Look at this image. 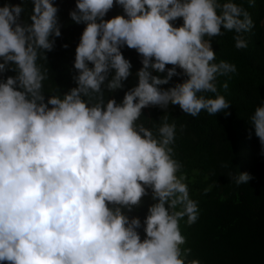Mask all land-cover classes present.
<instances>
[{
  "label": "clouds",
  "instance_id": "9594fccd",
  "mask_svg": "<svg viewBox=\"0 0 264 264\" xmlns=\"http://www.w3.org/2000/svg\"><path fill=\"white\" fill-rule=\"evenodd\" d=\"M32 3L30 24L20 22L21 5L0 7V74L9 64L18 73L0 80V264H200L181 248L180 221H197L198 202L186 174L178 175L176 124L165 115L154 134L137 121L143 109L170 104L193 117L230 114L216 80L237 69L214 62L205 37L221 36L223 28L236 33L237 49L247 48L249 12L233 0H77L70 17L86 25L75 54L77 87L45 102L48 73L37 60L53 49L50 37L61 35L58 8L52 0ZM114 4L124 14L104 19ZM178 18L183 23L174 26ZM124 45L142 56L138 85L122 102H105L102 86L122 89L131 74ZM166 65L173 67L165 77L152 75L150 69L164 73ZM177 67L187 79L158 87L179 75ZM249 121L264 146V105ZM232 179L240 185L252 177L242 172ZM149 188L155 203L141 240L140 219L130 220L122 208L140 205Z\"/></svg>",
  "mask_w": 264,
  "mask_h": 264
},
{
  "label": "trees",
  "instance_id": "16d2710c",
  "mask_svg": "<svg viewBox=\"0 0 264 264\" xmlns=\"http://www.w3.org/2000/svg\"><path fill=\"white\" fill-rule=\"evenodd\" d=\"M52 2L58 8L61 35L50 37L55 41L53 49L42 50L45 59L37 60V64L47 69L48 73L42 89L45 102L54 94L62 97L77 87L74 80L78 74L74 68L75 54L86 27L84 23L78 24L70 17V12L76 9L77 0ZM233 2L242 5L253 21L252 29L243 34L247 48L237 49L233 39L236 33L223 28V35L205 37L211 40L216 54L214 62L224 60L234 64L237 69L236 73L218 76L216 80L218 93L230 103L229 109L225 110L230 114L220 112L210 115L201 111L193 117L184 113L178 105L170 104L167 110L159 106L143 109L137 121L154 134L165 115L169 123L176 124L172 147L174 158L182 165L178 175L186 174L190 198L198 202L197 221L192 225L186 223L187 217L180 221L181 232L186 237V243L181 248H190L192 251L188 258L198 259L200 264H264V146L249 121L255 108L264 105V0H255L251 7L248 0ZM6 3L21 5L23 11L20 22L31 23L32 0H0V7ZM123 14V8L114 4L104 19ZM182 23V18L173 22L174 26ZM120 50L132 65L131 74L122 82V89L108 91L102 86L105 102L113 98L117 103L122 102L125 92L138 85L136 74L143 66L142 56L127 45ZM89 67L92 65L89 64ZM172 67L166 65L164 73L150 71L152 75L163 78L167 75V69ZM177 72L179 75L173 76L168 84L158 87L166 90L187 79L182 69L177 67ZM17 74L15 65L9 64L8 70L0 74V80ZM113 75L114 70L110 71L108 79ZM225 82L228 84L227 90L223 88ZM203 95L214 98L216 94ZM242 172H248L252 179L247 184L237 185L232 176ZM146 191L147 195L142 198L140 205L133 206L131 211L122 208V213L130 220L140 219L141 227L137 231L141 240L146 236L144 220L148 209L155 203L151 189Z\"/></svg>",
  "mask_w": 264,
  "mask_h": 264
}]
</instances>
